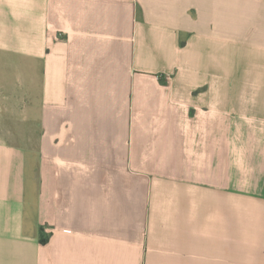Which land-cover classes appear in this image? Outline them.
<instances>
[{
	"label": "crops",
	"instance_id": "crops-1",
	"mask_svg": "<svg viewBox=\"0 0 264 264\" xmlns=\"http://www.w3.org/2000/svg\"><path fill=\"white\" fill-rule=\"evenodd\" d=\"M0 57V264H264V0H0Z\"/></svg>",
	"mask_w": 264,
	"mask_h": 264
},
{
	"label": "rangeland",
	"instance_id": "rangeland-1",
	"mask_svg": "<svg viewBox=\"0 0 264 264\" xmlns=\"http://www.w3.org/2000/svg\"><path fill=\"white\" fill-rule=\"evenodd\" d=\"M1 58H2V57H0V59H1ZM1 61H2V60H0V68H1V66L4 67V63H3L4 61H3V62H1ZM6 68H7V67H6ZM14 68H15V65H14ZM6 80H7V79H6ZM14 80H15V79H12V81H14Z\"/></svg>",
	"mask_w": 264,
	"mask_h": 264
},
{
	"label": "trees",
	"instance_id": "trees-1",
	"mask_svg": "<svg viewBox=\"0 0 264 264\" xmlns=\"http://www.w3.org/2000/svg\"><path fill=\"white\" fill-rule=\"evenodd\" d=\"M41 241H42V242H44V240H43V239H42Z\"/></svg>",
	"mask_w": 264,
	"mask_h": 264
}]
</instances>
